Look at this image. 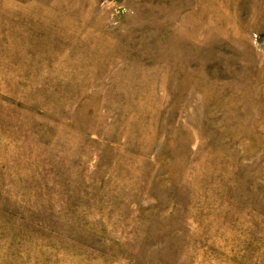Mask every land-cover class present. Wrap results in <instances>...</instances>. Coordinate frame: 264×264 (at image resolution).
<instances>
[{
    "label": "rangeland",
    "instance_id": "rangeland-1",
    "mask_svg": "<svg viewBox=\"0 0 264 264\" xmlns=\"http://www.w3.org/2000/svg\"><path fill=\"white\" fill-rule=\"evenodd\" d=\"M0 264H264V0H0Z\"/></svg>",
    "mask_w": 264,
    "mask_h": 264
}]
</instances>
